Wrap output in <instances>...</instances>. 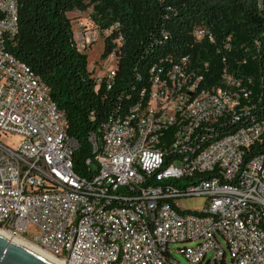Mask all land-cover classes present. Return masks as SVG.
Listing matches in <instances>:
<instances>
[{
  "label": "built area",
  "instance_id": "obj_1",
  "mask_svg": "<svg viewBox=\"0 0 264 264\" xmlns=\"http://www.w3.org/2000/svg\"><path fill=\"white\" fill-rule=\"evenodd\" d=\"M117 26L100 31L84 15L76 48ZM17 27V0H0L1 230L63 264H182L180 243L191 264H227L226 253L231 264H264V113L251 112L250 89L225 70L220 85L203 86L186 56L153 65L128 109L89 135L81 170L63 110L8 50ZM227 119L234 129L216 133ZM187 197H202L200 210L178 205Z\"/></svg>",
  "mask_w": 264,
  "mask_h": 264
},
{
  "label": "trees",
  "instance_id": "obj_2",
  "mask_svg": "<svg viewBox=\"0 0 264 264\" xmlns=\"http://www.w3.org/2000/svg\"><path fill=\"white\" fill-rule=\"evenodd\" d=\"M18 27L8 50L49 87L76 139L75 168L90 156L89 135L100 136L111 116L124 112L149 85L150 68L181 56L199 67L203 86L220 85L221 74L250 89L252 113H264V0H17ZM91 8L105 36L101 57L120 35L114 75L93 77L87 56L75 46L70 11ZM202 31L197 38L195 31ZM203 63H207L203 67ZM216 133L235 125H214ZM264 146V143H263Z\"/></svg>",
  "mask_w": 264,
  "mask_h": 264
},
{
  "label": "rangeland",
  "instance_id": "obj_3",
  "mask_svg": "<svg viewBox=\"0 0 264 264\" xmlns=\"http://www.w3.org/2000/svg\"><path fill=\"white\" fill-rule=\"evenodd\" d=\"M90 13H91V8H88L84 11H70L66 13V15L70 19L72 31H74L73 37H75V39H77L75 33L78 29L77 28L78 21L82 20L84 15H90ZM102 35L103 34L99 35V37L89 47L81 50L86 53L87 67L92 72L93 77H100L104 72L109 70L114 63V59L107 56L105 57L100 56L103 50V42H104ZM203 203H204V199L202 197H187L179 200L178 205L184 209L200 210ZM33 234L34 232L30 228V236H32ZM187 244L190 243H180V244L172 245V248H174L173 256L182 264H191V263L175 247L187 245ZM225 260L227 264H231V259L228 253H226L225 255Z\"/></svg>",
  "mask_w": 264,
  "mask_h": 264
},
{
  "label": "water",
  "instance_id": "obj_4",
  "mask_svg": "<svg viewBox=\"0 0 264 264\" xmlns=\"http://www.w3.org/2000/svg\"><path fill=\"white\" fill-rule=\"evenodd\" d=\"M0 264H52L28 249L0 236Z\"/></svg>",
  "mask_w": 264,
  "mask_h": 264
},
{
  "label": "bare ground",
  "instance_id": "obj_5",
  "mask_svg": "<svg viewBox=\"0 0 264 264\" xmlns=\"http://www.w3.org/2000/svg\"><path fill=\"white\" fill-rule=\"evenodd\" d=\"M0 236L4 237L8 241H11L17 245H20V246L28 249L29 251L37 254L38 256L44 258L45 260L49 261L52 264H63V262H61L60 260H58L57 258L52 256L47 251H45L42 248L26 241L25 239H22L20 237L11 236L7 232H5L1 229H0Z\"/></svg>",
  "mask_w": 264,
  "mask_h": 264
}]
</instances>
